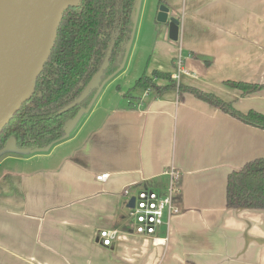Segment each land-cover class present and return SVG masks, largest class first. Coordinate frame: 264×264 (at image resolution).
<instances>
[{
  "label": "crops",
  "instance_id": "crops-1",
  "mask_svg": "<svg viewBox=\"0 0 264 264\" xmlns=\"http://www.w3.org/2000/svg\"><path fill=\"white\" fill-rule=\"evenodd\" d=\"M160 5L177 21L175 40L168 20H156ZM130 44L64 138L0 153V264H264V209L226 206L228 174L264 157V128L186 91L124 96L133 84L121 85L169 73L239 112L264 114V89L243 96L227 85L264 83V0H139ZM170 169L179 213L153 235L136 234L137 192L166 193ZM101 173L108 177L96 180ZM103 229L116 231L109 245Z\"/></svg>",
  "mask_w": 264,
  "mask_h": 264
},
{
  "label": "trees",
  "instance_id": "trees-1",
  "mask_svg": "<svg viewBox=\"0 0 264 264\" xmlns=\"http://www.w3.org/2000/svg\"><path fill=\"white\" fill-rule=\"evenodd\" d=\"M139 0H80L67 8L57 28L54 45L39 74L32 95L22 103L12 119L0 131V153L6 150L9 137L16 148L37 151L49 147L65 136L64 124L92 102L97 88L79 104L66 109L101 66L110 48L108 66L101 83L118 72L132 38ZM153 77L167 83L157 85ZM248 95L264 89V83L227 82ZM135 88L186 91L256 127L264 128V114L249 110L242 113L216 95L181 85L169 73L145 71L123 95ZM119 90V87H116ZM226 206L264 209V157L251 160L231 171L226 183Z\"/></svg>",
  "mask_w": 264,
  "mask_h": 264
},
{
  "label": "water",
  "instance_id": "water-1",
  "mask_svg": "<svg viewBox=\"0 0 264 264\" xmlns=\"http://www.w3.org/2000/svg\"><path fill=\"white\" fill-rule=\"evenodd\" d=\"M79 4L80 0H0V131L32 95L54 45L63 12ZM156 20L167 22L164 5L159 6ZM168 27L169 37L175 40L177 21L169 18ZM109 53L110 48L97 72L66 109L82 102L96 87L108 66ZM71 121L64 124L65 135ZM5 148H16L14 137L7 140Z\"/></svg>",
  "mask_w": 264,
  "mask_h": 264
},
{
  "label": "built area",
  "instance_id": "built-area-1",
  "mask_svg": "<svg viewBox=\"0 0 264 264\" xmlns=\"http://www.w3.org/2000/svg\"><path fill=\"white\" fill-rule=\"evenodd\" d=\"M178 70H180V61H178ZM171 77L173 78L172 75ZM167 174L169 176V186L166 193L141 189L135 196L133 206L129 209V216L134 222V232L138 235H153L157 228L164 224L167 216L177 214L180 211L173 198L174 193L178 190L176 185L178 176L173 169L167 171ZM107 177V173H101L96 175L95 178L98 181H103ZM115 235V230L103 229L99 232L103 245H109ZM154 240L158 243L164 241L157 237H154Z\"/></svg>",
  "mask_w": 264,
  "mask_h": 264
},
{
  "label": "rangeland",
  "instance_id": "rangeland-1",
  "mask_svg": "<svg viewBox=\"0 0 264 264\" xmlns=\"http://www.w3.org/2000/svg\"><path fill=\"white\" fill-rule=\"evenodd\" d=\"M130 45H131V44H130ZM129 47H130V46H129ZM139 73H140V72H139ZM134 75H135V77H137L135 73H134ZM134 79H135V78H134ZM122 81H123V80H122ZM132 81H133V80H131V78L127 77L126 80L123 81V83H121L122 88L126 90L128 87H130L131 83L133 84ZM118 82H120V81H118ZM118 82H115V83H114V85H116V86H115V89H116V87L118 86V85H117ZM13 151H14V152H15V151H16V152H24V151H30V150H20V149L14 148V149H6L5 152H13Z\"/></svg>",
  "mask_w": 264,
  "mask_h": 264
},
{
  "label": "flooded vegetation",
  "instance_id": "flooded-vegetation-1",
  "mask_svg": "<svg viewBox=\"0 0 264 264\" xmlns=\"http://www.w3.org/2000/svg\"><path fill=\"white\" fill-rule=\"evenodd\" d=\"M103 61H104V60H103ZM102 63H103V62H102ZM41 72H42V71H41ZM99 82H100V81H99ZM99 87H100V83H98V84L96 85V87H94L92 90H94L95 88H97V90H98ZM84 88H85V87H84ZM84 88H83V89H84ZM9 138H10V137H9ZM9 138H8V139H9Z\"/></svg>",
  "mask_w": 264,
  "mask_h": 264
}]
</instances>
